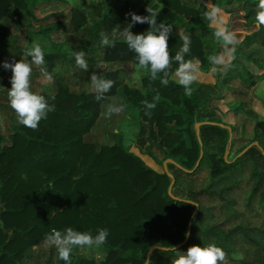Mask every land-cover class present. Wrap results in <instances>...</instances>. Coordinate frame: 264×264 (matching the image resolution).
<instances>
[{
    "label": "trees",
    "instance_id": "trees-1",
    "mask_svg": "<svg viewBox=\"0 0 264 264\" xmlns=\"http://www.w3.org/2000/svg\"><path fill=\"white\" fill-rule=\"evenodd\" d=\"M51 1L54 0H0V110L10 120L8 130L2 131L0 127V264H24L34 246L41 247L52 229L64 231L69 227L94 236L100 229L109 232L107 242L102 245L106 250L104 259H81L79 264H145L152 246L172 249L184 240L186 244L178 249L153 250L148 264H172L178 252L186 253L192 246L209 244L222 248L232 264H264V219L259 226L246 217L237 219L244 213L260 214L251 208L255 200L264 212V141L252 139L225 160L226 150L235 144L236 127L213 117L217 108L211 103L213 92L207 87L193 85V94L186 96L184 88L171 77L164 86L159 77L151 80L146 70H139L137 87L121 83L119 71L106 65L136 67L135 54L119 36L120 29L131 23L127 15L130 0L108 3L101 0L91 4L89 13L68 9L67 27L73 33H81L84 44L76 51L91 54V58L86 57L89 69L84 72L76 67L72 61L75 50L68 52L65 42L43 47L44 66L53 77L52 84L39 92L33 86L32 90L48 98L56 110L40 122L38 130L17 123L8 101L12 72L2 65L5 61H21L34 37L47 40L55 31L64 29L63 12L49 11L41 18L61 16L54 23L38 22L35 14L38 5L42 4V8ZM232 1L141 0L136 14L147 16L149 6L160 11L157 23L173 26L168 41L170 53L174 56L182 46L180 32L190 35L191 53L185 58L199 59L200 69L209 71L212 65L207 58L221 52L217 47L214 54L208 48L212 30L203 17L205 3L223 7L228 13V26L233 12L239 10L245 25L256 22L252 7L259 1L236 0V10L229 8ZM263 28L260 34H264ZM131 30L133 34H145L150 26L136 24ZM101 32L114 40L115 47L102 45ZM20 35L27 43L24 48L18 44ZM101 62L104 68L98 69L96 66ZM58 63L72 67L68 80L55 73ZM177 67L173 64L172 70ZM93 73L114 81L108 97L121 96L136 110L138 125L133 147L138 154L120 140L104 145L84 140L101 117L102 105L109 101L98 102L94 93L78 86L80 80H74L75 75L90 78ZM38 75L42 76L40 69H34L32 85ZM238 75L252 82L248 74L239 71ZM49 93L55 95L54 101ZM144 101L156 104L151 116L144 114ZM196 123L201 124L198 135ZM218 124L230 127V142L228 130ZM255 128L264 136L263 122ZM253 142H258V146H251L235 159ZM143 157L154 161L160 170L149 166ZM167 159L175 163L167 164L170 176L163 169ZM205 166L209 184L204 189L195 191L182 186V178L193 179ZM172 180L171 193L179 200H173L167 193ZM243 184L247 200L239 204L236 194ZM211 196L224 201L223 205L228 210L232 208L235 215L204 227L203 201ZM190 202L199 207L194 215ZM237 252L244 254L234 258L232 255Z\"/></svg>",
    "mask_w": 264,
    "mask_h": 264
},
{
    "label": "rangeland",
    "instance_id": "rangeland-1",
    "mask_svg": "<svg viewBox=\"0 0 264 264\" xmlns=\"http://www.w3.org/2000/svg\"><path fill=\"white\" fill-rule=\"evenodd\" d=\"M102 1L103 3H108L109 0ZM100 2L101 0H54L45 4L42 8L40 7L42 4H39L35 13L39 19L38 22L42 24L54 23L58 21V19H61V16H52L46 19L41 18L49 11L63 12V18L61 21L65 24L64 29L60 28V30L55 31V33L51 34L50 38L47 40L38 36L34 37L31 40V44H28L27 48H30L32 43L36 41L40 42L42 47H50L52 43L65 42L66 48L69 49L68 52L76 51L80 45H83L84 43H82L83 38L81 33H73L71 29L67 27L69 18L68 9L77 8L84 13H89L91 11V4H97ZM140 5L141 0H130V7L128 10L130 9L136 14ZM237 7L238 3L236 0H233L229 4V8H233L234 10H236ZM256 7L257 5H253L252 7L255 12ZM233 13L228 27L231 31H234L237 34L240 43L236 49L235 63L232 62L227 71V73L231 75L228 77L227 73L224 75H218L211 70L204 71L201 69L200 79L194 84L195 86L200 85L201 88L207 87V90L213 92L211 103L217 108V110L213 112V117L222 123L231 124L236 127V132L233 136V138H235V144L232 149L228 148L226 150L227 156L233 155L237 149L242 145L249 144L252 139H257L262 143L264 141V136L261 134L260 130L255 128L257 123H264V34L259 33L261 31V26H257L256 22L249 26L245 25L241 19L242 16L240 15L243 13L240 12V10ZM212 36L213 35H210L208 37V46H210L208 48L212 50L214 54L217 52L215 51L217 47L220 49L219 52H222L223 48L221 44L217 43ZM247 37L248 39H246ZM18 41L19 46L22 48L27 45L23 35H20ZM90 56L91 54L86 55L88 58ZM28 58L30 61L31 58L25 54H22L21 56V60L24 59L26 61ZM72 61L75 63V59L72 58ZM106 66L112 71H119L120 76L122 77V84L126 83L131 87H137L139 70L136 67L126 65L113 67L108 64ZM71 68L72 67L58 63L55 68V73L59 78L68 80ZM108 68L107 70H110ZM34 69L37 70V68ZM239 71L248 74L251 77L252 82L245 81L240 75H238ZM88 77L82 78L79 74V76L75 75L74 80H80L81 85L78 84V86H81V88L84 87L89 91V83L91 80ZM82 81H84V84ZM51 84L52 81H47L43 75H38L32 86L39 92L44 88H49ZM112 98H114V101L112 102L126 105L125 111L119 115H114L111 119H106L101 115L91 132L84 136V140L98 145L113 144L114 141L120 140L124 146L130 147L131 152L138 154L137 150L133 147L138 125L137 112L135 109L129 107L121 96ZM109 102L110 101L105 102L104 104ZM103 111L104 109L102 108V112ZM9 124V118L2 115L0 110V127L2 131L8 130ZM143 159L149 166L160 170V167L150 158L143 157ZM181 183L182 186L187 189L189 188L195 191L204 189L209 184L207 166L202 168L193 179L182 178ZM241 187L242 188L237 189L236 194V200L239 204L242 201L245 203L247 200L246 195L243 194L247 188L244 184ZM224 195L226 196V193H224ZM230 198L234 200L233 196ZM223 203L225 205L224 201L221 202L220 198L215 196L204 199V207L201 216V222L204 227L220 223L225 218L235 215L234 210L232 208L228 210ZM257 203V200L252 201L251 208L260 213L258 216H256L255 213L252 215H246V213H244L237 219L242 220L241 217H246L245 219H252V223L254 225L258 224L259 226L264 219V212L262 206ZM105 254L106 250L102 246L100 248L94 247L92 249L77 248L73 250L71 261L72 264H79L78 261L81 259L100 261L104 259ZM243 254L244 253L242 252H237L232 256L234 258H241ZM24 264H63V261L58 258V253L54 247L45 248L41 246L32 250L31 257L27 259ZM225 264L232 263L226 258Z\"/></svg>",
    "mask_w": 264,
    "mask_h": 264
},
{
    "label": "clouds",
    "instance_id": "clouds-1",
    "mask_svg": "<svg viewBox=\"0 0 264 264\" xmlns=\"http://www.w3.org/2000/svg\"><path fill=\"white\" fill-rule=\"evenodd\" d=\"M206 10L203 12L204 19L208 22V27L212 30L215 41L221 44L223 51L217 55H211L207 59L212 65L211 71L218 75H224L229 70L231 63L236 59V49L240 43L237 34L228 27V13L223 7L211 2L205 3ZM147 16L128 13L131 17V23L123 30L120 29L119 36L126 43L128 49L135 54L136 68L146 70L150 79L155 81L158 77L160 83L164 86L169 84L171 77L175 82L184 88V94L191 96L193 94V85L200 79L201 69L199 59H186L191 53L192 38L190 35L179 33L182 46L173 56L169 50V36L172 33L173 26L165 23H157V17L160 11L148 7ZM255 20L257 26H264V0H259L256 7ZM136 24H148L150 30L145 34H133L132 28ZM115 34V30H114ZM101 43L106 47H115L114 40L110 39L108 34L101 32ZM25 55L30 57L26 62L22 59L19 62L9 63L5 61L3 68L12 72L11 90L8 91V101L11 109L15 112L17 123L32 130H38L42 120L47 119L49 113L54 112L55 105L49 103V99L42 94L32 90V76L34 68H39L41 74L47 81H52L53 77L45 68V52L41 43L33 42L30 48H27ZM72 55L75 58L76 67L86 72L89 69V62L86 59V52L74 51ZM173 64L178 67L172 70ZM103 69V63L96 66ZM89 91L95 94L96 100H109L103 104L104 111L102 117L111 119L114 115H119L125 111L126 105L117 104L114 98L106 94L114 86V81L105 79L93 73L90 77ZM51 100H55V95L49 93ZM154 99L158 100V97ZM145 115L151 116L155 109V103L144 101ZM109 232L107 229H100L94 236L90 232H81L69 227L64 231L52 229L51 233L46 234L43 247H54L58 253V258L64 261V264H72L71 257L74 249H92L100 248L107 242ZM36 246H34L35 249ZM178 257L173 259L172 264H225L226 253L215 244H209L207 247L192 246L186 253L178 252Z\"/></svg>",
    "mask_w": 264,
    "mask_h": 264
},
{
    "label": "water",
    "instance_id": "water-1",
    "mask_svg": "<svg viewBox=\"0 0 264 264\" xmlns=\"http://www.w3.org/2000/svg\"><path fill=\"white\" fill-rule=\"evenodd\" d=\"M200 125H201L200 123H196V124H195V129H196V134H197V135H198V132H199L198 130H199ZM218 125H222V124H218ZM222 127L228 130V132H229V142H230L231 139H232V132H231V129H230L228 126H223V125H222ZM251 146H258V142H253L252 144H250L249 146H247V147H246L241 153H239V154L236 156L235 159H237L239 156H241L242 154H244V153H245V152H246ZM226 158H227V152H225V154H224V159L226 160ZM168 163H172V164H175V163H174L172 160H170V159H167V160H165V161L163 162V169H164V171L170 176V174L167 172V164H168ZM198 164H199V160L197 161L196 166H198ZM196 166H195V167H196ZM173 184H174V180L171 181L167 193H168L169 197L172 198L173 200H179L178 198L174 197V196L172 195V193H171V190H172V186H173ZM186 202H189V201H186ZM190 203H192V202H190ZM192 204L194 205V211H193V215H194V214H196V213L198 212L199 207H198V205H197L196 203H192ZM186 235H187V237H189V235H190V228H189V227H188V229H187V234H186ZM186 242H187V240H184L183 242L179 243L178 245H176V246L173 247L172 249L164 248V247H158V246H152V247L149 249L148 253H147V258H146L145 264H148V263H149V256H150V254H151V252H152L153 250H156V249H158V250H163V251L174 250V249H178V248L182 247L183 245L186 244Z\"/></svg>",
    "mask_w": 264,
    "mask_h": 264
},
{
    "label": "built area",
    "instance_id": "built-area-1",
    "mask_svg": "<svg viewBox=\"0 0 264 264\" xmlns=\"http://www.w3.org/2000/svg\"><path fill=\"white\" fill-rule=\"evenodd\" d=\"M128 13H134V12H133L132 10L129 9V10H128Z\"/></svg>",
    "mask_w": 264,
    "mask_h": 264
}]
</instances>
